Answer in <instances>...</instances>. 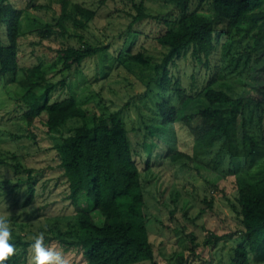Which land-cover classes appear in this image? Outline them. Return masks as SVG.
Here are the masks:
<instances>
[{
    "label": "trees",
    "instance_id": "1",
    "mask_svg": "<svg viewBox=\"0 0 264 264\" xmlns=\"http://www.w3.org/2000/svg\"><path fill=\"white\" fill-rule=\"evenodd\" d=\"M103 1L99 2L102 4ZM159 1L173 5L181 14L171 22L163 20L164 31L156 38L163 48L157 63L152 65V58H144L141 53L129 59L131 63L160 72L159 79L149 81L158 86V90L152 96L146 92L140 99L147 105L148 97H152L154 104L150 108L154 115L149 124L142 122L143 138L135 153L120 110L108 115L95 113L91 120H87L86 109L71 93L56 96L63 92L60 86L66 90L65 72L77 71L86 60L107 53L106 46L89 42L84 37L87 25L95 18V11L77 2L59 0V15L54 21L38 24L34 19L26 25H33L32 30L38 32L41 39L58 36L71 44L55 50L53 64L43 66L39 63L24 68L19 67L18 58L20 40L27 32L25 8L13 0H0V77L12 75L15 81L20 72L28 79L19 100L23 104L20 105L24 108L23 118L27 126L41 120L51 134L75 124L68 134H63L51 146L65 179L66 200L74 214V220L65 231L55 227L56 239L61 241L65 251L80 253L86 264H138L145 261L159 264L149 239L141 170L135 156L145 155L144 170L155 164V159H159V164L168 159L170 166L180 173L185 168L186 159L195 163L202 182L209 184L214 191L220 190L225 198L227 196L219 186L222 180L234 178L233 199L227 198V201L239 220L241 241L232 248L229 264H264V159L260 158L264 147L254 135L244 130L243 142L250 154L247 164L250 169L247 171H239L237 165H233L232 152L224 148L225 142L231 141L240 114L253 107L264 114V99L248 103L239 92L240 86H245L247 78L254 74L255 66L262 63L264 0ZM192 1L196 6L207 4L210 11L189 10ZM143 7V0L134 4L135 12L129 13V27L157 18ZM217 48L220 49V58L214 66L210 59ZM183 56L190 57L193 67L201 64L208 68V79L198 97L186 94L180 81L169 76L168 66ZM196 118L199 122L194 125ZM177 124L187 127L194 145L211 155L208 162L199 161L179 148ZM214 149L212 154L210 151ZM2 163L4 158L0 153ZM28 191L25 205L31 202L34 187L30 186ZM177 197L174 193L171 199L175 208L178 207ZM204 201L212 208L211 197L209 201L204 198ZM173 212H169L171 216ZM225 236L210 232L204 245H215ZM193 238H188L191 245ZM11 242L17 253L15 251L6 264H19L33 241L18 237ZM194 249L193 246L188 249L191 256H196ZM181 258L183 254L178 253L174 264H188L189 260Z\"/></svg>",
    "mask_w": 264,
    "mask_h": 264
},
{
    "label": "rangeland",
    "instance_id": "2",
    "mask_svg": "<svg viewBox=\"0 0 264 264\" xmlns=\"http://www.w3.org/2000/svg\"><path fill=\"white\" fill-rule=\"evenodd\" d=\"M13 1L25 8V26L34 19L38 24L54 21L59 15V0H35L32 4V0ZM99 1L70 0L95 11V18L87 25L84 37L89 42L106 46L107 53L86 60L77 71L65 72L66 90L60 86L63 92L56 96L71 93L78 104L86 109L87 120H91L95 113L108 115L120 110L132 149L136 153L143 138L142 122L149 124L154 115L150 108L154 104L152 97H148L147 105L141 103L145 100L140 99L146 92L152 96L158 90V86L149 81L151 78L159 79L160 72L139 63H131L129 59L141 53L144 58H152V65L157 63L163 48L158 45L156 38L164 31L163 20L171 22L181 13L171 4L161 3L159 0H143V9L157 18L146 19L129 27V13L135 12L134 4L139 0H104L102 4ZM188 9L205 13L210 11L207 4L196 6L195 1L190 3ZM32 26H26L27 32L20 40L19 67L32 68L39 63L43 66L53 64L56 61L55 50L71 43L58 36L41 39L38 32L32 30ZM72 43L75 44L73 41ZM219 50L217 48L210 59L214 66H217L220 58ZM260 53L262 63L255 66L257 69L247 78L246 85L240 86L239 92L248 103L264 99V45L260 48ZM120 54L122 56L116 59ZM188 56L169 65L168 72L171 78L180 81L186 94L198 97L208 79V68L201 64L193 67ZM26 83L28 79L20 72L15 81L12 80V75L0 77V153L4 158V163L0 164V218L10 222L11 241L18 237L23 241H33V236L44 232L46 246L62 250L65 264H86L80 253L64 250L61 241L56 239L55 231V227L65 231L74 220V214L66 200L65 179L51 146L63 134H68L75 124L66 125L58 133L51 134L41 120L28 127L23 118V104L19 102ZM42 117L45 118V115ZM198 122L199 119L196 118L192 124ZM175 128L179 148L199 161L208 162L211 155H206V150L194 145L187 127L177 124ZM244 130L247 134L254 135L264 147V114L257 107L246 109L244 114L237 117L231 141L225 142L224 148L232 152L233 165H237L239 171L250 169L247 165L250 155L248 146L243 142ZM214 151L215 149L210 152L213 154ZM260 158L264 159V152ZM144 159L145 155L135 156L141 170L149 239L158 263L174 264L177 254L182 253L181 259L189 260L188 264H229L232 248L241 241L238 234L241 227L239 220L232 212L229 200L227 201V198L233 199L234 178L222 180L219 186L224 190L227 196L225 198L220 190L214 191L209 184L202 182L194 162L184 159L185 168L180 173L170 166L171 161L168 159L163 164L155 159V164L144 170ZM211 179L216 183L213 176ZM30 186L34 187V196L25 205ZM174 193L178 196L177 208L171 201ZM210 197L213 200L212 208L204 201V198L209 201ZM92 215L97 219L95 213ZM210 232L226 236L215 245L205 246L204 240L209 237ZM192 236L193 245L188 241ZM192 246L196 256H191L188 250ZM22 259L19 264H34L30 246L26 249L24 260Z\"/></svg>",
    "mask_w": 264,
    "mask_h": 264
},
{
    "label": "clouds",
    "instance_id": "3",
    "mask_svg": "<svg viewBox=\"0 0 264 264\" xmlns=\"http://www.w3.org/2000/svg\"><path fill=\"white\" fill-rule=\"evenodd\" d=\"M11 240L10 222L0 218V264H6V261L15 254V244ZM32 240L30 247L34 256V264H65L62 250H53L46 246L44 232L33 236Z\"/></svg>",
    "mask_w": 264,
    "mask_h": 264
}]
</instances>
